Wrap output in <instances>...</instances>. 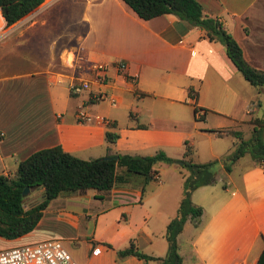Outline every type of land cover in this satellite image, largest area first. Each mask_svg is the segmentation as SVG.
I'll list each match as a JSON object with an SVG mask.
<instances>
[{"label":"crops","instance_id":"crops-1","mask_svg":"<svg viewBox=\"0 0 264 264\" xmlns=\"http://www.w3.org/2000/svg\"><path fill=\"white\" fill-rule=\"evenodd\" d=\"M71 1L74 5L66 13L65 29L73 38L68 44L71 49L66 52L64 65L60 63L61 69L46 65L36 70L34 73L40 78L36 82L64 86L67 90L66 82L73 73L89 77L86 69L89 62L105 63V80L91 82L90 88L117 94L122 107L129 108L128 118L116 139L108 142L104 138V131L111 130L108 123L75 119V106L85 94L66 107V98L62 105L56 90L46 87L49 107H23L20 102H24L26 91L32 93V103L40 102L38 87L23 88L22 96L15 98L20 107L0 108V173L13 175L19 159L37 148L54 144L72 154L82 153L86 155L84 158L116 153L144 155L153 153L143 152L147 149L175 146L178 154L171 163L158 161L154 165L155 177L164 178L156 180V185L147 190L142 184L143 176L131 173L126 181L107 191L95 188L74 191L88 200L87 205L81 201V205L74 207L78 208L76 213L82 214L85 233L90 237L83 238L82 246L76 243L74 235L70 236L72 245L63 242L72 257L79 264H142L134 255L117 258L115 249L133 239L145 253H165V224L175 215L182 173L186 172L178 168L177 161L184 157L200 162L198 156L194 157L200 147L208 153L207 157L219 159L238 140L232 130L248 137L252 127L249 120L264 117V85L250 84L226 55L220 41L209 39L198 26L186 23L174 13L142 19L122 0ZM197 1L205 13L216 16L231 33L245 61L264 70V0ZM47 27L51 28L40 23L33 26L41 32ZM23 32L15 22L5 25L0 15V37H13L16 49L24 47ZM54 43L47 41L49 52ZM17 55L23 59V49ZM68 55L75 67L68 66ZM116 60L125 63L123 71L114 65ZM27 73L24 70L0 77L6 80ZM30 73L27 76L34 84L35 77ZM90 104L87 108L96 111ZM193 104L198 107L196 114ZM169 107H182L183 113L169 112ZM185 107H191L189 117ZM206 111L219 119L211 125L196 124L194 120L204 119ZM107 119L115 123L112 118ZM211 128L222 131L218 134ZM227 137H231L226 140L228 144L222 139ZM262 138L264 141V130ZM186 148L188 154L184 155ZM120 169L116 167L117 171ZM212 172L211 182L190 192L191 201L201 207V213L195 223L187 218L176 235L180 264H254L264 244V163L254 161L244 152L230 164L229 170L219 161ZM44 210L30 231L7 240L37 239L33 230L42 223ZM72 221L77 226L79 219L74 217ZM7 242L8 246L23 243ZM95 246L99 250L92 253ZM146 264L156 261L147 260Z\"/></svg>","mask_w":264,"mask_h":264},{"label":"trees","instance_id":"trees-1","mask_svg":"<svg viewBox=\"0 0 264 264\" xmlns=\"http://www.w3.org/2000/svg\"><path fill=\"white\" fill-rule=\"evenodd\" d=\"M43 0H0V15L5 25H10L37 7ZM138 17H150L171 12L190 25L198 26L209 39L220 41L224 51L240 74L253 86L264 85V70L258 69L245 61L239 44L229 31L214 15L205 13L197 0H122ZM196 114L198 107L192 105ZM202 118V116H200ZM249 136L241 137L240 131H230L238 137L232 149L220 158L224 169L229 170L230 164L244 152H248L254 161L264 163V117H253ZM109 125L114 123L109 121ZM218 134L219 128H211ZM117 133L104 131V138L113 142ZM188 148V147H187ZM183 154H188L189 149ZM182 166L186 169L182 173V190L175 215L172 216L164 228L167 249L163 255H152L141 251L133 239L127 245L115 249L117 258L134 255L146 264L147 260H155L156 264H180L181 257L177 251L176 235L181 230L183 222L188 218L196 222L201 213V207L190 199V192L200 184L213 180L209 164L215 162H195L189 158H182ZM163 161L171 163L172 157L161 149L151 154L116 153L113 156H97L81 158L63 149L60 144L37 148L16 162L13 175L0 173V236L15 238L30 231L40 218L42 210L48 201L59 193L68 191H83L86 188L107 191L115 184L124 182L131 173L143 176V181L155 177L157 169L155 163ZM116 167H121L120 171ZM24 186L42 187V198L28 206L23 205ZM110 246L108 243H106ZM254 264H264V244L258 253Z\"/></svg>","mask_w":264,"mask_h":264},{"label":"rangeland","instance_id":"rangeland-1","mask_svg":"<svg viewBox=\"0 0 264 264\" xmlns=\"http://www.w3.org/2000/svg\"><path fill=\"white\" fill-rule=\"evenodd\" d=\"M74 3L71 0H44L41 4L35 7L33 10L19 18V20L15 21V24L19 27L24 29L23 35L25 36V44L23 48L16 49L15 40L13 37H0V75L6 74H15L17 72H31L35 77V83L33 84L31 78L27 76L19 77H11L9 79L3 80L0 77V108L1 107H16L19 106L21 103H24L23 107H49L50 103L47 102L45 91L46 87L49 90L55 89L57 97L59 99V103L62 105L65 104L63 101L66 98V107H70L74 100L80 95H71L69 91L63 87L54 86V85H46L39 81L40 78L34 73L36 70L41 69L46 65H49L51 68L61 69L60 63L64 65V59L70 43H72V35H69L68 32L65 31L68 28V9L73 6ZM44 24L51 26V28L43 29L42 32L38 30V28H33L34 25ZM33 25V26H32ZM53 41L54 46L49 52V48L47 46V41ZM23 49L24 51V58L20 60V57L17 55L20 50ZM50 53V54H49ZM58 55V56H57ZM67 57H70L69 55ZM59 61V64H58ZM22 62V63H20ZM30 73V74H31ZM30 79V80H29ZM5 85V86H3ZM38 87L40 90V104L39 103H32L31 100L33 99L32 93L26 91L24 97V102H20V104H16V97L22 96L20 93L21 89H29L33 88L31 86ZM111 93V92H110ZM113 98L115 99V105H110L107 99H99L95 102L90 104L91 106H95L93 108L96 111H92L89 107L88 109L91 112H97L105 116L106 118H112L114 120L113 125H108L107 127L111 129L110 131H114L117 134L121 127H123L124 121L128 118L129 108L122 107V102L117 94L111 93ZM63 97V98H62ZM74 97V98H73ZM95 103V104H94ZM56 107L58 103H54ZM89 105V106H90ZM187 116L189 117V113L191 112V107H185ZM169 112L175 114H182L183 110L182 107H169ZM193 119V118H192ZM219 119L218 116L213 114L212 112L206 111L204 119L194 120L197 124H207L211 125ZM247 127H245L246 129ZM231 137L222 138L223 141L226 140L227 142L230 141ZM142 139V138H138ZM234 139V137H233ZM228 144V143H226ZM233 147V146H232ZM156 149H147V151L143 152H154ZM232 149V148H231ZM230 149V150H231ZM167 155L174 157L178 154L176 151V147H169L162 149ZM226 154V153H225ZM223 154V155H225ZM78 157L84 158L82 153L74 154ZM142 155V154H140ZM221 155L220 158L223 156ZM198 156L197 159H200V162H207L210 160H214L213 157H207L208 153L204 152V148L200 147L197 152L194 154V157ZM87 158V157H86ZM92 158V157H91ZM219 159H215V162L209 164L210 170L216 169V163L220 161ZM182 162L181 160L177 161V166L181 170L185 168L180 165L179 163ZM197 162V161H195ZM186 170V169H185ZM164 177L160 175L159 177H154L151 179H147L145 182L143 181L142 184L144 185L145 189L147 190L149 186H155L156 180H161ZM134 184V183H132ZM145 191V190H144ZM143 191V192H144ZM144 197V196H143ZM42 198V189L41 186H33L28 190V192L24 195L23 205L26 207L31 203L37 202ZM81 198V199H79ZM79 201V202H78ZM82 203L87 205V201L83 197H79L76 192H68L64 191L59 193L56 197L49 200L47 207L44 209V217L42 223L33 230L38 237L35 240L43 239V238H58L62 242H67L69 245L73 242L70 236L75 238L76 243L79 246H82L83 238H88L87 228H84V223L81 219L80 213H76L78 208L76 209L74 206L81 205ZM79 204H78V203ZM73 210V211H72ZM113 214V213H112ZM115 214V213H114ZM113 214V215H114ZM74 217H78L79 222L76 224L72 223ZM108 218V216H106ZM93 219V218H92ZM92 219H89L90 221ZM90 221H87L88 225H90ZM86 232V233H85ZM86 235H85V234ZM7 241H14L15 242H26L28 240H18V239H11L7 240V238L0 236V248H4L5 246L9 245ZM34 241V240H33ZM19 244V243H18ZM74 244V243H73ZM84 248V247H83ZM93 249V248H92ZM91 249V250H92ZM85 251L89 252L87 249Z\"/></svg>","mask_w":264,"mask_h":264},{"label":"built area","instance_id":"built-area-1","mask_svg":"<svg viewBox=\"0 0 264 264\" xmlns=\"http://www.w3.org/2000/svg\"><path fill=\"white\" fill-rule=\"evenodd\" d=\"M68 66L75 67L72 58L67 59ZM114 65L118 70L125 69V63L116 60ZM89 77L72 74L66 82V88L71 94H85L75 106V119L84 123H108L109 120L102 114L86 109L89 102L107 99L110 105H115V99L108 91L92 90L91 82L102 83L106 78L107 64L89 62L86 65ZM75 70V69H74ZM98 247H93L92 253L98 252ZM0 264H79L70 254L69 250L58 238H43L23 242L13 246L0 248ZM241 264V263H237Z\"/></svg>","mask_w":264,"mask_h":264},{"label":"water","instance_id":"water-1","mask_svg":"<svg viewBox=\"0 0 264 264\" xmlns=\"http://www.w3.org/2000/svg\"><path fill=\"white\" fill-rule=\"evenodd\" d=\"M104 157H106V156H104ZM29 189L30 188L28 186H24L23 189H22V191H21V195H25L28 192Z\"/></svg>","mask_w":264,"mask_h":264}]
</instances>
